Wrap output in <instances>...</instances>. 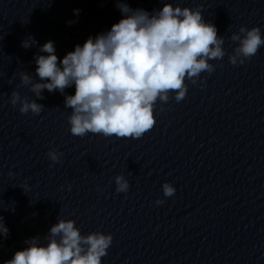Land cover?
Wrapping results in <instances>:
<instances>
[{"label":"clouds","instance_id":"1","mask_svg":"<svg viewBox=\"0 0 264 264\" xmlns=\"http://www.w3.org/2000/svg\"><path fill=\"white\" fill-rule=\"evenodd\" d=\"M124 15L110 31L95 38L89 37L83 46L76 45L62 59L55 54L52 41L41 46L48 55L35 58L36 75L42 82H34L27 73H21V82L31 85L30 91L43 99L42 91H59L75 85L74 95H65V107L72 109L68 117L73 136L88 133L105 137L141 138L155 125L154 109L157 101L166 103L170 94L175 100L186 97V80L196 83L202 72L211 73L210 60L225 56L224 39L218 36L214 24L205 22L199 8L173 7L165 2L161 10L149 13L132 9L124 0H116ZM243 34V36L241 35ZM239 42L229 62L243 64L255 56L264 38L259 27H240L231 35ZM35 41L31 37L22 43L28 48ZM10 103L20 105L21 114L38 115L44 109L36 100L11 93ZM48 158L60 162L62 153L50 150ZM116 192H127L129 182L123 175L115 177ZM26 187V186H25ZM165 197L175 194L170 183L162 185ZM25 190V189H24ZM163 200L156 203L162 204ZM7 227L0 216V237ZM46 245L33 237L27 248L17 251L4 264H101L111 246V234L93 232L81 235L75 221L59 218L49 231Z\"/></svg>","mask_w":264,"mask_h":264}]
</instances>
